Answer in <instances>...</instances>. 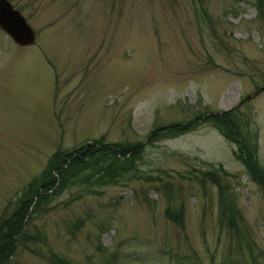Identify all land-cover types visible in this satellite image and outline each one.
Segmentation results:
<instances>
[{"label":"rangeland","instance_id":"obj_1","mask_svg":"<svg viewBox=\"0 0 264 264\" xmlns=\"http://www.w3.org/2000/svg\"><path fill=\"white\" fill-rule=\"evenodd\" d=\"M8 1L35 40L20 47L0 30V220L57 149L143 147L113 182H82L99 164L86 162L27 218L37 238L18 239L1 264H51L49 251L69 264H264V195L222 128L203 118L147 141L159 125L232 109L264 172V91L251 96L264 75L256 0ZM207 169L224 202L198 179Z\"/></svg>","mask_w":264,"mask_h":264},{"label":"trees","instance_id":"obj_2","mask_svg":"<svg viewBox=\"0 0 264 264\" xmlns=\"http://www.w3.org/2000/svg\"><path fill=\"white\" fill-rule=\"evenodd\" d=\"M256 8L259 15H263L264 0H256ZM232 109L205 113L195 116L192 120L186 122L170 123L168 125H159L149 133L147 141L159 138L162 135L176 136L190 131L196 125L197 121L203 118H210L214 120L218 127L228 139H232L238 148V157L244 166L248 176L259 186L264 195V172L257 168L253 153L248 149L245 141L242 139L239 130L235 124V119L231 113ZM143 147V142H136L133 144L122 143H107L102 140H94L92 144H85L79 147H74L71 150L57 149L49 158L47 167L43 171L41 178L37 181L33 180L28 184L23 200H20L17 208L9 213L6 218L0 220V264L6 261L15 252V246L18 239L32 240L37 238L36 235L25 231L27 218L33 216L32 214L40 209V203L52 194L55 190L65 185L71 177H75L83 167L86 168V162L92 160L91 163H99L97 167L92 168V171L86 174V177L81 179L82 182H87L91 179L92 182H113L124 171L134 167L135 160L140 157V152ZM73 170L74 173L70 172ZM222 173H226L219 166ZM83 171H80V174ZM201 176L198 179L208 178L216 185L219 194H222L223 186L220 184L216 171L205 170L199 172ZM71 178V179H70ZM41 180V181H40ZM201 183L202 180H199ZM51 193H50V192ZM49 192V193H48ZM225 201L224 194H222L221 202ZM32 208V211L29 209ZM179 209H181L179 207ZM30 210V211H29ZM172 212V211H171ZM164 214L173 222H180L181 212L175 210L170 213L168 208L164 210ZM233 218L226 219L227 226L231 227L230 221L233 224ZM78 224H75V226ZM51 264H69L67 260L49 251Z\"/></svg>","mask_w":264,"mask_h":264},{"label":"water","instance_id":"obj_3","mask_svg":"<svg viewBox=\"0 0 264 264\" xmlns=\"http://www.w3.org/2000/svg\"><path fill=\"white\" fill-rule=\"evenodd\" d=\"M0 30L7 33L18 46L30 45L35 40V33L32 27L8 0H0ZM261 91H264V75L261 79V85L251 96H255Z\"/></svg>","mask_w":264,"mask_h":264}]
</instances>
